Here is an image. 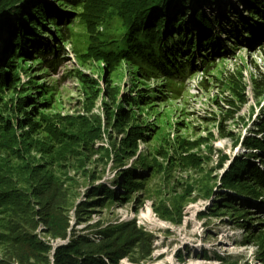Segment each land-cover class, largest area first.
Wrapping results in <instances>:
<instances>
[{
	"label": "rangeland",
	"instance_id": "1",
	"mask_svg": "<svg viewBox=\"0 0 264 264\" xmlns=\"http://www.w3.org/2000/svg\"><path fill=\"white\" fill-rule=\"evenodd\" d=\"M255 6L190 0L185 20L197 9L216 15L218 26L198 27L216 48L155 61L134 55L121 0L4 7L0 232L13 235L14 224L42 248L0 241V259L55 264V247L79 236L105 243L92 257L104 264H264L254 175L264 179V12L253 16Z\"/></svg>",
	"mask_w": 264,
	"mask_h": 264
},
{
	"label": "trees",
	"instance_id": "2",
	"mask_svg": "<svg viewBox=\"0 0 264 264\" xmlns=\"http://www.w3.org/2000/svg\"><path fill=\"white\" fill-rule=\"evenodd\" d=\"M14 2H16V0H1L0 3L3 4L0 5V13L3 11L4 7H10ZM243 2L249 5L250 3L256 4L255 8H250L248 10L253 16L256 15L257 17L264 12V10H262L264 9V0H242V3ZM175 3H177V6L172 7ZM187 3H190V0H121V18H123L125 26L131 24V29L133 30V34L130 35V37L133 40L131 49L134 55L142 57L145 55L147 60L153 59L155 61L162 57L179 56L183 54L184 51H188L191 48L190 46H194L193 50L196 51V54L200 53L202 55L204 53L205 55V49L207 47L210 52L214 51L216 48L214 37L211 34L202 36L203 33L198 31V27L211 30L213 27L218 26L219 22L217 21L216 15L214 14L210 18H207L200 9L192 10L190 12H192L193 23H191L185 20V14L182 12ZM171 8H175V16H173V18L169 17V9ZM236 12L237 11L234 10L233 14L235 15ZM160 14L162 16H159ZM166 17H169V20ZM162 28H165L164 32ZM56 29L58 33L60 32L64 37H67L64 27H62V29L61 27ZM197 39L201 40L200 44H198ZM211 42L212 44L210 45L209 43ZM262 49L264 55V48ZM185 55L188 56V53H185L184 56ZM59 58L60 56L55 60H60ZM163 64L165 65L166 62L164 61L161 65ZM256 84H258L257 81ZM258 88H260V86H258ZM249 142L254 143L253 140ZM256 144L259 148L264 149L263 142H257ZM263 161L264 158H261V163H264ZM254 175L259 180L258 183L260 186L258 187H260V194H262L264 193V179L259 172H255ZM249 181L245 180L244 182H240V184L244 183L248 185ZM252 181L253 180H251V182ZM130 182L134 183V185L137 183L136 180ZM43 219L48 221L46 216L43 217ZM9 229L14 236L12 234L8 235L5 232H0L1 243L8 241L9 244L15 246L21 245L23 248H29L31 251L42 248L41 242L32 237H26L23 228H16L15 225L12 224ZM84 239L86 238L74 236L68 242L57 245L53 252L55 264H104L102 259L92 257L104 251L103 248H106L105 243L101 242L95 244L93 241L85 242ZM17 247L22 248L20 246ZM84 255H89V258L81 257ZM77 260H79V262ZM6 261L7 260L0 259V264H7Z\"/></svg>",
	"mask_w": 264,
	"mask_h": 264
}]
</instances>
